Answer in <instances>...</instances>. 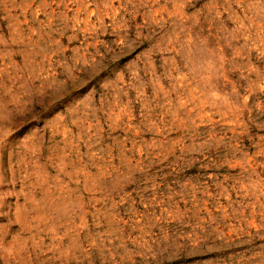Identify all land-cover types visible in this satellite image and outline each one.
I'll list each match as a JSON object with an SVG mask.
<instances>
[{
	"label": "rangeland",
	"instance_id": "obj_1",
	"mask_svg": "<svg viewBox=\"0 0 264 264\" xmlns=\"http://www.w3.org/2000/svg\"><path fill=\"white\" fill-rule=\"evenodd\" d=\"M0 264H264V0H0Z\"/></svg>",
	"mask_w": 264,
	"mask_h": 264
}]
</instances>
